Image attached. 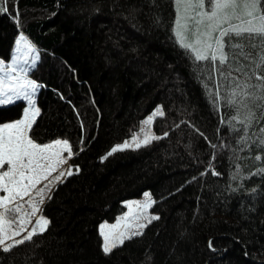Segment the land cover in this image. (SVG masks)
Here are the masks:
<instances>
[{
    "label": "trees",
    "instance_id": "16d2710c",
    "mask_svg": "<svg viewBox=\"0 0 264 264\" xmlns=\"http://www.w3.org/2000/svg\"><path fill=\"white\" fill-rule=\"evenodd\" d=\"M4 6L0 58L9 59L19 32L39 49L30 76L42 85L35 95L40 114L29 135L38 143L69 140L79 152L70 165L80 172L58 183L43 205L48 230L0 253V264H264V174L253 175L264 168V159H255L264 152L252 146L264 123L247 131V144L238 143L245 133L221 124L234 113L223 102L211 107L174 43V0H5ZM259 50L230 54L223 67L230 80L211 69L210 87L223 83L224 96L237 84L256 83L252 60ZM157 106L165 116L151 130L163 139L101 160ZM23 107V101L0 106V122L18 118ZM210 161L220 175L201 176ZM144 192L160 219L105 255L100 223L116 220L125 201Z\"/></svg>",
    "mask_w": 264,
    "mask_h": 264
},
{
    "label": "snow or ice",
    "instance_id": "6c2138e0",
    "mask_svg": "<svg viewBox=\"0 0 264 264\" xmlns=\"http://www.w3.org/2000/svg\"><path fill=\"white\" fill-rule=\"evenodd\" d=\"M0 4H5V0H0ZM174 4V43L191 61L194 78L201 84L211 107L215 110L223 102V107L234 113L230 119L222 117L221 124H226L232 133H245L239 137L238 143L247 144L251 139L247 131L264 123V76L259 75L264 70V0H174ZM0 11L6 12V6L0 7ZM245 47L260 49L252 60L256 83H244L242 86L237 84L221 96L220 87L224 86L223 83L210 87L211 69H215L223 81H229L231 73L226 74L223 67L228 65L230 54L235 56L239 51L243 55ZM22 49L24 54L21 56ZM35 53L33 45L21 35L16 40L11 62L5 65L0 61V106L12 105L17 101H26L28 105L24 108L22 119L0 124V253L4 254L11 253L15 247L33 241L34 236L48 230L50 220L42 214L43 205L52 198L51 192L58 183L80 172L79 166H69L66 170L58 171L79 155V152H73L69 140L57 138L41 144L29 135L40 114V109L35 106V95L42 87L29 78L30 69L35 68L39 59ZM235 71H241V68ZM252 78L249 76L250 80ZM164 116L163 107L157 106L152 114L140 122V131L133 132L131 140L125 139L123 143L112 146L101 160L117 152L136 150L152 141L163 139L151 132V125L157 118ZM145 127L148 131H145ZM141 133L143 139H140ZM167 135V132L163 134L165 137ZM253 135L256 139L252 140V146L264 152V127H259L258 133ZM83 142L82 138L80 143ZM210 147L218 149L226 145L210 144ZM79 151L84 149L81 147ZM215 156L216 153H213V159ZM255 159L262 160L264 157L258 155ZM208 171L220 175L212 170L211 161L209 169L200 175ZM56 172L58 174L53 177L52 174ZM255 174H264V168L258 169ZM235 178L234 174L232 179ZM196 179L193 177L192 181ZM42 182L46 183L38 187ZM251 193L254 195L256 190H251ZM143 195V201L125 202L129 211L123 217H118L116 223L100 225V236L103 237L101 247L105 255L111 254L126 241L142 236L147 224L160 219L159 215L148 214V209L155 203L151 194L145 192ZM33 217H36L34 223ZM141 220L147 221V224ZM13 224L18 227L13 228ZM29 224L32 225L31 231L22 239H16Z\"/></svg>",
    "mask_w": 264,
    "mask_h": 264
},
{
    "label": "rangeland",
    "instance_id": "374dc122",
    "mask_svg": "<svg viewBox=\"0 0 264 264\" xmlns=\"http://www.w3.org/2000/svg\"><path fill=\"white\" fill-rule=\"evenodd\" d=\"M234 23H236L237 21H233ZM174 27H175V22H174ZM21 35H23L25 38H26V40L28 41V42H30L32 45H33V47L35 48V50H36V53L35 54H37L38 56H39V49L22 33V32H19L18 33V35L16 36V39H15V41H14V44H13V47H12V50H11V53H10V57H9V59H7V60H5V59H1L0 58V61H3L4 62V64L5 65H7L8 63H10L11 62V58H12V56H13V54H14V51H15V48H16V40L21 36ZM24 54V50L22 49L21 50V53H20V55L22 56ZM31 58V54H29V59ZM17 67H19V65H17ZM13 75H15V73H13ZM29 78L30 79H33V78H31L30 77V75H29ZM33 80H35V79H33ZM36 82H38L37 80H35ZM38 92V91H37ZM24 102V107H23V109H22V112H21V115L18 117V118H16V119H12V120H8V121H3V122H0V124H3V123H10V122H13V121H16V120H19V119H22L23 118V113H24V108H26V107H28V105H27V102L26 101H23ZM35 106L38 108V106H37V104L35 103ZM153 113V112H152ZM151 113V114H152ZM150 115V114H149ZM148 115V116H149ZM147 116V117H148ZM146 119V118H145ZM144 119V120H145ZM141 128V127H140ZM140 131V129L138 130V131H136V132H139ZM145 131H148V128L147 127H145ZM151 132H152V130H151ZM153 133V132H152ZM154 134V133H153ZM144 137H143V133H141V135H140V139H143ZM57 139V138H56ZM59 139H63V138H59ZM54 140V139H53ZM128 140H131V137H129L128 138ZM52 141V140H51ZM51 141H48V142H51ZM48 142H45V143H48ZM123 143V142H122ZM41 144H43V143H41ZM64 155L66 156L67 154L66 153H64ZM69 166H71L70 165V160L68 161V163H66L65 165H63V166H61V169H59L58 171H60V170H66ZM58 174V172H56V173H53L52 175H53V177L55 176V175H57ZM44 183H46V182H42V184L41 185H38V187H43V185H44ZM145 193V192H144ZM144 193H142L140 196H138V197H134V198H130V199H127L125 202H130V201H143L144 199H145V197H144ZM149 193V192H148ZM27 199V198H26ZM38 199V198H37ZM125 205H126V203H125ZM25 207H27V205H25ZM30 210V209H29ZM128 211H129V209H128V207L126 206V209H125V212L123 213V214H121L119 217H123L124 215H125V213H128ZM43 214V213H42ZM148 214L149 215H153L151 212H150V209H148ZM44 215V214H43ZM45 216V215H44ZM46 217V216H45ZM13 219H15V217H12ZM47 218V217H46ZM35 219H36V217H33L32 218V221H33V223H34V221H35ZM116 221H117V219L116 220H114V221H106V220H104V221H102L101 223H100V225L101 224H104V223H107V224H114V223H116ZM140 222H142V223H147V221H145V220H141ZM100 225H99V230H100ZM12 227L13 228H17L18 227V225L17 224H13L12 225ZM31 228H32V225L31 224H29V225H27L26 226V228H25V231L24 232H22L21 233V235L19 236V237H16V239H22L23 238V236L24 235H26L27 234V232L28 231H31Z\"/></svg>",
    "mask_w": 264,
    "mask_h": 264
},
{
    "label": "crops",
    "instance_id": "0c3cea01",
    "mask_svg": "<svg viewBox=\"0 0 264 264\" xmlns=\"http://www.w3.org/2000/svg\"><path fill=\"white\" fill-rule=\"evenodd\" d=\"M30 71H31V69H30Z\"/></svg>",
    "mask_w": 264,
    "mask_h": 264
}]
</instances>
